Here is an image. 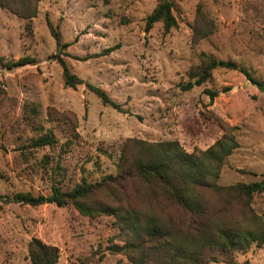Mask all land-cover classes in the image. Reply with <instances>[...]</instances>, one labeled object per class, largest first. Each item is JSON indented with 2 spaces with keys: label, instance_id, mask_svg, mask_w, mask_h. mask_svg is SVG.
<instances>
[{
  "label": "rangeland",
  "instance_id": "obj_1",
  "mask_svg": "<svg viewBox=\"0 0 264 264\" xmlns=\"http://www.w3.org/2000/svg\"><path fill=\"white\" fill-rule=\"evenodd\" d=\"M171 1L176 25L165 31L156 22L145 31L159 0H0V264H32L33 237L58 248L55 264H134L112 250L128 240L113 215L84 216L71 203L30 206L14 202L13 194L48 195L53 186L70 191L83 181L116 176L121 150L135 140L177 142L196 155L225 132L238 147L214 185L200 186L206 187L202 221L238 223L260 234V242L228 257L264 264V190L245 203L207 188L264 179V93L240 71L225 68L212 70L200 86L181 89L207 57L233 61L264 81V0ZM47 20L66 48L56 46ZM57 57L84 83L65 86ZM85 83L103 90L120 110L103 104ZM206 89L219 94L211 101ZM45 134L55 143L38 146ZM107 186L88 202L149 207L174 224L184 219L162 192L146 198L147 187L157 185L131 176ZM208 255L213 261L204 264H228L214 251ZM156 256L146 264H158Z\"/></svg>",
  "mask_w": 264,
  "mask_h": 264
},
{
  "label": "trees",
  "instance_id": "obj_2",
  "mask_svg": "<svg viewBox=\"0 0 264 264\" xmlns=\"http://www.w3.org/2000/svg\"><path fill=\"white\" fill-rule=\"evenodd\" d=\"M171 0H159L152 12L145 19V31L154 23L162 22L164 30L168 31L176 25V18L172 13ZM47 25L55 39L58 48H66L69 43H60L59 32L47 20ZM114 47L108 48L110 52ZM25 60L16 61L21 65ZM62 68V78L65 86L74 88L84 83L82 79L72 74L62 57H57ZM216 68L233 69L240 71L259 91L264 93V81L254 79L250 73L230 60H217L207 57L205 61L189 74L190 80L181 85L182 90H190L202 85ZM102 101L111 107L120 110V106L112 101L100 88L85 83ZM226 90V89H225ZM206 94L212 101L219 91L206 89ZM128 142H132L128 140ZM55 143L52 134H45L36 140L38 146ZM133 145L121 150L117 163L118 174L106 176L97 184L83 181L70 191H62L60 187L53 186L48 195H32L17 192L12 196L14 202L38 206L52 203L65 206L71 203L74 208L84 216H96L100 213L113 215L128 240L121 246L113 245L112 250L124 252L134 264H146L147 261L158 257V264H204L213 261L208 255L214 251L225 256L228 264H249L247 261L238 263L228 257L231 251L244 250L252 241L260 242V234L242 227L238 223L223 224L217 221H202L207 214L203 205L202 188L206 181H212L219 175L224 160L228 157L238 143L230 132H225L209 148L199 151L198 154L186 153L177 142L148 143L135 140ZM130 149V152L127 150ZM135 176L145 184L159 187H147L146 198H153L157 191L179 206L183 211L181 224L165 222L149 207L131 208L120 205H105L103 203H89L88 199L97 189L110 188L116 181ZM218 192H225L226 198L234 196L242 202L251 200L254 193L264 190V179L249 184H238L237 187H207ZM115 193V192H114ZM113 194V193H111ZM207 222V223H204ZM211 225H209V223ZM182 228L185 229L183 232ZM146 240L151 244L150 249H141L138 241ZM137 250V254L134 252ZM29 259L32 264H55L59 258L56 246L47 244L40 239L31 238L28 246Z\"/></svg>",
  "mask_w": 264,
  "mask_h": 264
}]
</instances>
